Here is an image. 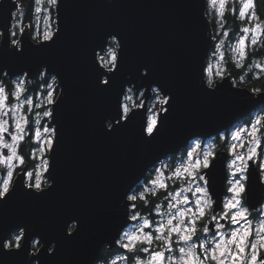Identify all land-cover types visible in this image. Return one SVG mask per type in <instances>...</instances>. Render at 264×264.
Masks as SVG:
<instances>
[{"label":"water","instance_id":"95a60500","mask_svg":"<svg viewBox=\"0 0 264 264\" xmlns=\"http://www.w3.org/2000/svg\"><path fill=\"white\" fill-rule=\"evenodd\" d=\"M28 1L0 0V29L5 24L8 29L5 43L7 31L12 38L15 10ZM206 11L207 0H61L60 9H54L60 32L51 47L32 48L39 45L25 25L18 36L27 42L24 56L0 51V66L14 72L29 70L28 78L46 66L49 73L60 77L64 89L54 113L60 133L51 169L54 187L40 195L18 187L7 203L0 202V235L27 225L33 234L42 237V242H57L55 255L47 254V245L41 251V264H91L97 246L120 226L124 230L131 223L120 201L145 168L161 156L174 153L193 136L212 138L231 129L259 107L258 103L264 101V89L254 91L237 85L228 73L215 80L218 88L214 93L200 83L201 58L204 56L201 71L205 76L213 46ZM110 33L122 38L123 65L114 87L105 91L98 86L93 55L102 68V51L97 46ZM142 68L148 69L147 78L141 76ZM126 77H131L132 82L140 79L149 87L133 88L135 93L142 90L141 104L145 108L139 111L144 112L145 123L152 84L174 96L168 113H157V117L163 115V131L154 139H145L146 133L135 123L115 132L104 126L117 93L129 82ZM255 97H261V101ZM121 101L124 103L123 96ZM5 139L10 141L6 133ZM2 150L7 154V148ZM47 156L51 164V148ZM227 156L226 150L217 149L201 169L208 173L213 212L223 206ZM25 170L23 166L12 184L26 182ZM255 171L261 169L249 159L245 175L250 177L249 203L253 206L264 192ZM70 219L80 221L79 232L71 237L64 231ZM208 228L210 232L214 230L213 220L208 222ZM26 255L11 254L7 264H26ZM260 259L264 264V252Z\"/></svg>","mask_w":264,"mask_h":264},{"label":"clouds","instance_id":"9594fccd","mask_svg":"<svg viewBox=\"0 0 264 264\" xmlns=\"http://www.w3.org/2000/svg\"><path fill=\"white\" fill-rule=\"evenodd\" d=\"M47 3L52 9H57L55 3H50L48 0ZM109 3H111V0H109ZM57 15L59 16V11ZM53 24L56 25L55 30L51 28L49 30L55 33L57 29H60V24L56 20H53ZM5 27L7 28V26H4L3 29H0V48L4 46L3 34L5 32ZM105 40V46L111 44L114 46L117 54L120 53L117 37L107 36ZM36 43L39 45L38 40ZM221 44H223V41H221ZM7 48L8 51L15 49L19 52L23 50V44L19 39L13 40L9 37ZM242 57L243 56H241V58ZM203 60L204 56L201 58L199 72L200 83L206 91L214 93L218 85L213 78L204 76L201 71ZM237 66H240V64L238 63ZM106 70H109L107 66ZM110 70H115L114 66ZM29 72V70L14 72L9 67L0 66V147L7 148L12 152L18 138L23 139L28 136V131H26L25 128L29 121L20 114V109L24 105L28 106L29 111L32 109L33 100L31 95H24V93L27 91L28 87L35 84L36 73H32V78H28ZM140 72L141 76L147 75L146 68H142ZM46 77L48 78V82L46 83V88L48 89L47 94L44 96L43 100L36 105L37 108L43 107L44 110L35 113L34 126L36 134L39 133L38 138L42 140L50 138L53 142L55 141V146L58 147L60 135L58 132L59 121L56 119L54 113L59 107L64 89L60 77L54 72L49 73L48 68L42 66L39 72V79L45 81ZM26 78H28L27 81ZM5 79L14 85L11 94L15 96L18 103L12 106H8L5 103L8 95V92H6L7 84H5ZM125 79L129 82L123 85L124 91L131 92L133 88L138 89V85L141 84L139 80L132 82L131 77H126ZM241 80H243V77H241ZM57 88H59V92H57L54 97L55 102L50 103L49 97L53 92H56ZM150 91L156 94L157 99L160 101L165 99L163 94L159 92V86L157 84H152L150 86ZM22 95H24V98H21ZM254 99L256 101H261V97H255ZM48 105H51V107ZM159 105L158 112L161 113L163 108L161 104ZM258 106L260 109H264V101L259 102ZM151 115L156 114L153 113ZM45 118H47V122L41 130L40 125ZM9 120L13 121L12 127L15 129V134L9 131ZM48 125H51V127ZM110 127V122L105 121V128L110 129ZM45 129L48 131H45ZM162 131L163 127L161 124L156 134L158 135L159 132ZM5 133L11 138L10 141L5 139ZM220 135L221 138H223V133H220ZM149 138L154 139L155 137L146 133L145 139ZM210 139V137L205 136H193L177 151L161 156L154 164L144 169L143 174L126 190L123 194V199L120 201V208L124 210L125 217L131 220L139 218L141 223L134 231H124L120 226L110 238L97 246L91 264H209L210 258L216 260V264H225L226 261L227 264H232L230 254L234 250L231 246L235 244L237 249H239V247H246L245 239L249 233L245 231V229L253 224V220H247L240 228L228 233V239L224 238V233H218L220 236L219 243L216 242L215 235H209V228L206 223L202 227H198L194 223L195 220H199L204 215L205 210L212 208L214 200L210 195L209 180L207 178L208 173L207 171L201 172V168L205 167V165L201 164L197 167L191 159L192 152L188 150L191 148L195 151L201 142L207 143ZM49 147L51 148V145ZM210 154V152L204 153L203 159L205 162L208 161ZM197 155H199V153H197ZM54 156L55 151H51L52 167L54 166ZM45 161L46 160L41 162L42 165H44ZM173 168L174 170H172ZM8 171L11 170L9 169ZM166 171L170 172L167 179L172 183L179 181L180 188L177 191H169L167 196L164 197L165 200L169 198L171 200L164 211H161L162 206L159 203L156 204L154 210L162 217V222L158 227L154 228L155 235H153L152 232L144 231L145 228L151 227L150 219L144 218L138 212H133L132 209H135L137 204H130L129 201H140L143 202L144 205H148L150 200L145 197L148 194H151L152 197H156L157 193L165 188L164 173ZM255 175L259 186L264 187V171H255ZM38 183H43V187L36 188L35 185ZM229 183H231V181H229ZM235 183L239 186L240 195L232 197L237 207V212L233 215L232 220L235 222L234 217H243L245 214L253 216L256 223L259 224L260 231L256 232L258 239L253 242L252 247H257V244L264 245V236L260 235V232L264 231V192L261 193L262 198L253 206V204L249 203L251 187L250 177L242 173ZM246 185L247 190H245ZM53 187L54 180L52 179V172L48 173V177L43 180L41 175L37 173L35 175L34 185L26 182L19 185V188H22L25 192H29L31 188V193L35 195L45 193ZM10 190L12 191V195L9 199H11L18 190L17 185H11ZM188 194H191L192 197L191 206H188L190 203ZM0 200H3L2 196H0ZM193 208H195V211H193ZM241 213H243V216L240 215ZM208 215L212 220L216 219L211 211L208 212ZM186 219L188 221L187 224L185 223ZM218 227L223 226L218 225ZM79 230L80 221L78 219H70L67 221L64 229L65 234L69 237L77 234ZM26 231L29 234L27 237L25 236ZM237 233H241L242 235H234ZM6 237V239L2 240V252L11 253L13 256H24L26 252V264H41L40 254L41 251L45 249L46 245L47 254L49 256L56 254L57 242L55 240L51 242L45 240L42 242V237L38 234H33L27 225L8 231ZM133 243H137L138 246L133 248ZM141 244L147 245L148 247H140L139 245ZM123 249H126L127 252L121 251ZM214 252L216 253L215 258L210 255ZM201 257H203V259H201ZM221 257H223V259H221ZM9 258L10 256L0 255V264H7ZM249 262H252L251 253L249 257L244 259V264H249Z\"/></svg>","mask_w":264,"mask_h":264},{"label":"rangeland","instance_id":"374dc122","mask_svg":"<svg viewBox=\"0 0 264 264\" xmlns=\"http://www.w3.org/2000/svg\"><path fill=\"white\" fill-rule=\"evenodd\" d=\"M224 1H226V0H224ZM207 2L210 3L211 6L214 7V5H216V3H217V0H216L215 4H213L212 0H207ZM218 2H219V6H221L220 0H218ZM240 2H241V6L243 8V5L245 3H248V0H240ZM27 4H28V2H26V3L22 2L21 7L17 8L15 10V12L16 11L23 12L25 10ZM37 7H39L41 9V11L39 13L36 12ZM15 12H14V19L12 22V33L15 32L16 38H14V39H18V36L21 33L20 29L25 28V23L22 21V19H20L21 16L19 17V19H18V17L16 18ZM34 16H35V22H34L35 23V30H34V36L35 37L38 38L37 33H39L40 36H42L43 32L45 30H48L49 28H51L52 30L55 29V24H53V20H55V15H54V12L51 11V7L47 3V0H41L40 4L36 3ZM253 17L254 16L250 17V18H252L253 24H250V23L245 24L242 31L237 35L235 40L234 39L227 40V39H225V37H223L216 47L214 45L215 49H211V53L209 54V57L207 60L205 77H211L215 81L216 79H218L219 77H221L222 75L225 74V66H224L222 58H223V53L227 52V50H229L232 57H235L238 61L243 60L246 57L249 44H251L253 42V40H255V42H256L261 35L260 29L257 28L258 23L254 22ZM26 26H28V25L26 24ZM245 28L249 29V31L245 32L244 31ZM241 40L244 41L243 50L245 53V55L242 58H241L240 52L238 50L240 47V41ZM221 41H223V44H221ZM108 47H110V45H108ZM107 48L105 49V51L102 52V55L101 54L99 55V59L101 56H105V58H107V51H106ZM101 62L103 63V61H101ZM248 63H250L248 66L249 70H252L255 72H261L263 69V64H262V61L260 58L259 59L255 58L252 61H248ZM26 81H27V78H26ZM13 88H14V85H13ZM13 88L11 90H8L6 88V92H8V95L6 97L5 103L8 106H12V105H15L18 103L15 96H13L11 94ZM47 91H48V89L46 88V91L44 93H42L41 91H39L36 94L31 93V92L24 93V95H31V98L33 100L32 109H31V111H29V108L27 105H24L20 109V114L23 115L29 121V123L31 122L33 124L32 135H33V140L36 142V146H35L34 151H33V155L36 158L35 166L30 168V167H28V165L25 162L23 164H21L20 161L15 159L14 157H13V159L10 160L9 156H12V151L7 149V154H4L3 150H2L3 148L0 147V166L4 168V172L2 174H0V181H3L4 179L8 178L7 172L10 169L13 173V176L11 178V182H12L15 175L21 171V169L15 170V168L18 166H22V167L25 166V168H26L25 180L27 183H31L34 185L35 175L37 173L41 175L42 180L47 178L45 176L46 171L44 170V165H42L41 162L44 160H48L47 154H48V150L50 147L46 148L45 147V140H42L36 136L35 126H34L35 113L41 112L44 110L43 107L37 108L36 105L41 100H43L44 96L47 94ZM55 93L56 92H53V96L55 95ZM141 93H142V90H140L138 93H135L133 89L131 92L126 91L127 95L132 96V100L131 101H123V102L128 103L130 106L136 104L137 101H139L141 103L142 102V98H141L142 94ZM24 95H22L21 98H24ZM48 106L51 107V105H48ZM159 107H160V105L158 104L157 95L153 93L151 95V97L149 98V102H148V108H149L148 116H150L153 113H155L157 115ZM9 115H10V113H9ZM257 119H259L261 121L259 124L256 123ZM46 122H47V118H45V120L41 122V125H40L41 130L43 129ZM29 123H28L27 127L25 128V130L28 131V133H29ZM12 124H13V121L9 120V131H11L15 134V129L12 127ZM48 126L51 127V125H48ZM225 137L227 139L228 148H229L231 155H232L230 163L233 165V168H234V169H232V176H231L230 185H231V187H233L234 189L237 190V192L234 193L233 196H238V195H240L239 186L235 183V181L240 178V176L243 172L242 173L241 172L236 173V171H240V169L242 168L243 162H245L249 158H253L256 156L259 159L261 170L264 171V114L260 111L254 112L252 114V116L249 117V120L244 119L243 121L234 125L231 129L227 130L225 133ZM10 140H11V138H10ZM20 140L21 139L18 138V140L15 143V149H16L17 155H20L19 151H18V144H19ZM214 142H215L214 138L212 137L207 143L201 142L199 147L196 148L195 151H193L191 148L188 150V151L192 152L191 159L193 160L194 164L197 167H199L201 164H204L205 166H207L210 159L212 158V156L215 153L214 146H213ZM37 150H39V151H37ZM205 152L211 153L208 157L207 162H205L203 159ZM197 153H199V155H197ZM185 155H187V154H185ZM172 170H174V168ZM28 172L33 173V176L30 180L27 176ZM169 175H170L169 171H166L164 173L165 188L162 190L164 191L165 194H163V197L157 202L162 206L161 211H164L167 207V204L169 202H171L170 198L167 200L164 199V197L167 196V193L169 191H177L180 188L179 181H177L176 183H172L171 181H169L167 179V177ZM42 186H43V183H42ZM188 195H189V200H190V203L188 206H191L192 197H191V194H188ZM229 204L234 205V207H232V206L226 207V205H229ZM235 204H236V202L232 200L231 196H229L226 200L225 205L222 207V208L226 209V214H223V215H225V216L227 215V217H229L231 227H229V229L227 230L225 226H223L222 224L219 223V225H222L223 227H219L218 231L215 234V238H216L217 243H219V240H220V236L218 235V233H224L225 234L224 238L228 239L229 238L228 233L240 228L241 225H244L247 220H253L252 218H250L249 215L245 214L243 217L237 216L235 218V222H233L232 217L237 212V207L235 206ZM155 207H156V205H155ZM155 207H154V209H155ZM154 209L150 213H147V212L143 213L140 210L137 211V210L132 209L133 212H138L144 218L150 219L151 227L145 228L144 231L152 232L153 235H155L154 228L158 227L159 224L162 222V217L160 215H158ZM193 211H195V208H193ZM206 212H208V210H205L204 214ZM152 213H153V216H151ZM154 214H155V216H154ZM140 223H141V221L139 220V218L136 220H131V223L124 229V231H134ZM185 223L186 224L188 223L187 219L185 220ZM245 231H248L249 234L245 239L246 247L244 248V252L241 253L239 251V249L236 248L235 244H233L231 246V248L234 250L230 254V259L232 260V264H244V259L249 257L250 253H251V255H253V254L256 255V257H257L256 264H262V261L259 260V256H260V252L264 251V245L257 244V247H255V248L252 247L253 242L257 241V239H258V237L256 236V232L260 231L259 224L256 223L255 220H253V224L249 228H246ZM237 235L240 236L242 234L237 233ZM260 235L264 236V231H261ZM137 246H138L137 243H133V245H132L133 248H136ZM139 246L140 247H148L147 245H143V244H141ZM210 255L213 256V253ZM215 255H216V253H215ZM201 259H203V257H201ZM221 259H223V257H221ZM209 264H216V260L210 258ZM225 264H227V261L225 262ZM249 264H252V262H249Z\"/></svg>","mask_w":264,"mask_h":264},{"label":"snow or ice","instance_id":"6c2138e0","mask_svg":"<svg viewBox=\"0 0 264 264\" xmlns=\"http://www.w3.org/2000/svg\"><path fill=\"white\" fill-rule=\"evenodd\" d=\"M48 2L50 3H55L57 5V9H60L61 6V0H48ZM213 4L216 3V0H212ZM37 4L41 3V0H36ZM221 3V7H224V0H220ZM252 6L251 4V0H248V3H245L243 5V8L241 9V13L240 15L243 16L244 15V8H250ZM41 9L39 7L36 8V12H40ZM6 26V24L4 25ZM257 28H259V25H257ZM5 29L7 30V28L5 27ZM50 29V28H49ZM45 30L42 34V36H40L39 33H37L38 36V41H39V46L38 47H31L35 48V49H43V48H47V47H51V45L53 43H55L54 37H57L59 35L60 29H57V31L54 33L51 30ZM21 32H23V28L20 29ZM245 32H248L249 29L245 28L244 29ZM13 37L16 35V33H12L11 34ZM109 37H117L118 38V43L120 46V53L117 54V52L115 51L114 46H110L107 48V58H105V56H101L100 60L103 61V65L102 68L97 66V62H96V57L95 55H93V62H94V71L96 73V77H97V81H98V86L101 87L103 90L105 91H109L111 90L118 77H119V73L120 70L122 69V65H123V57H122V52H123V41L122 38L119 36L118 33H110L108 35ZM8 31H7V43H5V32L3 34V39H4V46L3 48H0V51H3L5 53H11L13 56H18V57H23L25 54V44H27L26 41H21V43L23 44V50L17 52L15 49L13 51H8L7 48V44H8ZM14 40V38H13ZM105 43L106 40L103 41L101 44H99L97 46V48H99L102 52L105 51ZM253 43H255V40H253ZM29 45V44H28ZM244 41L241 40L240 41V47H239V52L241 56H244ZM95 52V50H94ZM107 66V71H104L102 69H106ZM114 66L115 70H110L112 69ZM147 69V68H146ZM40 72V71H39ZM38 72V73H39ZM149 75L148 69H147V75L142 76L143 78H147ZM139 81H141L140 79H138ZM138 87H144V85L141 83ZM254 91H259V89H254ZM159 92L163 94V96L165 97V99L163 101H160L158 99V104L162 105V112L163 114L168 113L169 108H171L174 104V96L172 93L168 92L167 90L161 88L159 86ZM121 96H123L124 101H131L132 100V96L131 95H127L124 92V88L123 86L121 87L120 91L117 93L116 95V100L114 103V107L112 110L111 115L105 120V121H109L110 122V129H107L109 132H115L118 131L120 128L123 127H127L130 124H138L142 130V132L145 134H150L152 136H154L156 134V132L158 131V128L161 125V121H162V116L160 115L159 117H157V115H150L147 118V123H145L144 120V112L143 111H139V109L141 108H145V105L141 104L139 101H137L136 104L134 105H129L128 103H122L121 101ZM262 98H264V96H262ZM49 102L50 103H54V96L53 94L49 97ZM169 106V107H165V106ZM136 109V110H133ZM158 119H159V125H158ZM105 121H104V126H105ZM261 121L259 119H257L256 123L259 124ZM45 131H48L47 129H45ZM37 137H39V133L36 134ZM51 145V151H55V145L53 144L52 139H47L45 140V147L48 148ZM13 157L17 160L20 161L21 164H23L24 158L23 156L17 155L16 154V149H13L12 152V156L9 157V159H13ZM52 169V162L51 164H49V161H45L44 163V170L48 171V173L51 172ZM13 176L12 171H8L7 173V179H4L3 181H0V196L3 197V200H0V202L2 203H7V201L9 200V197L12 195V191L10 190V186L13 185L11 182V178ZM27 176L29 178V180L32 178L33 173L32 172H28ZM23 180L21 181V184H23ZM19 186H17L18 188ZM36 188H40L42 187V184H36L35 185ZM242 191V189H241ZM30 192H31V188H30ZM43 194V193H41ZM238 194V193H237ZM232 206L234 207V205H226V207ZM241 216H243V213L240 214ZM236 217H234L235 219ZM29 234L27 233V231L25 232V236L27 237ZM237 235V234H234ZM6 234L4 235H0V255L2 256H10L11 253H3L2 252V240L6 239ZM255 248V247H254ZM239 251L241 253L244 252V247H239ZM213 257L215 258V252L213 253ZM256 260L257 257L255 254L252 255V264H256Z\"/></svg>","mask_w":264,"mask_h":264},{"label":"flooded vegetation","instance_id":"af4514ba","mask_svg":"<svg viewBox=\"0 0 264 264\" xmlns=\"http://www.w3.org/2000/svg\"><path fill=\"white\" fill-rule=\"evenodd\" d=\"M251 4H252V6L250 8L244 9V15L241 16L240 13H241L242 6H241L240 0H226V1H224V7L223 8L221 6H219L218 0H217L216 5H214V7L211 6V4L207 2V10L209 11L210 16H211V21H210L211 23L210 24H211L212 36H213V46L211 49H215L214 45L216 47L223 37H225V39H227V40H229V39L235 40L237 35L242 31L245 24H249V23L253 24L252 18H250L251 16H254L253 17L254 22H257L259 25L261 35L255 43L252 42L251 44H249L247 51L251 48H256L259 51V55L257 57L251 58L249 61H252L255 58L256 59L260 58L262 61V64H263V69L261 72H255V71L249 70L248 66L250 63H247L246 67L244 69H242L243 72H242L241 76H245L244 74H248L250 71L253 73H260V74L264 73V0H251ZM228 21H230L232 23L229 24ZM210 53H211V51H210ZM224 66H225V74H227V73L230 74L232 80L234 79L233 82L235 84H237V80L241 81L240 78L236 79V77L233 76V74H232L233 66H230V65H224ZM221 77H219L218 79H220ZM218 79H216V80H218ZM262 89H264V88H262ZM259 90H261V89H259ZM151 95H150V97H151ZM148 102H149V100H148ZM258 111H260L264 114V109H260L258 107L254 112H258ZM254 112H252L250 115H248L245 119L251 117ZM226 131L222 132L223 138H221L220 134L213 137L214 141H215L214 145H213L214 150L216 151L217 149H224L228 153L227 162H226V169H227V176H226V181H225L226 190H225L224 196H226L228 186L230 185L229 181L231 180L232 169H234L233 165L230 163L232 155H231V152L228 148L227 139L225 137ZM223 141H224V143H223ZM249 159H253L255 161V163L257 164V166L260 168V162H259L258 157L255 156V157L249 158ZM248 160H246L245 162L242 163V168L240 169V171H236V173H238V172L242 173L243 172L245 174ZM223 206H224V201H223ZM137 211H139V210H137ZM209 211H211L212 215L216 217V219L213 220L214 230L212 232L209 231V235H215L216 234V232L219 229V227H218L219 223L222 224L223 226H225L227 230L229 229V227H231L229 217H227V215L226 216L223 215V214H226L225 208H221L219 211H216V212H213V210L211 208L210 210H208V212ZM208 212H206L199 220H195L194 223L198 227L204 226L205 223L208 226V222L210 220H212L209 217ZM154 216H155V214H154ZM263 252L264 251H261L260 255ZM141 255H144V254H141ZM145 255H147V254H145ZM259 260H261L263 262V259H260V256H259Z\"/></svg>","mask_w":264,"mask_h":264},{"label":"trees","instance_id":"16d2710c","mask_svg":"<svg viewBox=\"0 0 264 264\" xmlns=\"http://www.w3.org/2000/svg\"><path fill=\"white\" fill-rule=\"evenodd\" d=\"M35 6H36V0H29L28 4L25 8V10L23 12H19L16 11V18L20 17V19H22V21L25 23V25L27 24L31 33V36L33 38V40H37L38 38L34 36V30H35V16H34V12H35ZM51 11L54 12V9L51 8ZM207 16L209 18V21H211V16L209 11L207 10ZM211 23V22H210ZM229 24H231L232 22L228 21ZM12 38H16V35ZM110 46H112L111 44H108ZM102 55V52L99 53V55ZM259 55V51L256 48H251L247 51V55L244 58V60L238 61L235 57H232L231 53L229 50H227V52L223 53V63L224 65H230L233 66V71L232 74L234 77L240 78L243 77V80L239 81L237 80V84L238 85H242V86H247L251 89H262L264 88V73L260 74V73H253V72H249L248 74H244L245 76H241L242 75V69H244L246 67V64L248 63V61L253 58V57H257ZM238 63L240 64V66H237ZM35 84L28 87L27 92H31V93H38L39 91H41L42 93H44L46 91V83L48 82V78L46 77L45 81H41L39 79V74L36 75L35 77ZM5 84H7V89L11 90L13 88V84L8 81L7 79H5ZM43 85V87H42ZM57 92H59V88H57L56 93L54 95V97L56 96ZM153 94V93H152ZM246 120H249V118H247ZM32 127L33 124L30 122L29 123V133L28 136H26L25 138L21 139L19 144H18V151L19 154L21 156H23L25 163L28 165V167L32 168L35 166L36 164V158L33 155V151L34 148L36 146V142L33 140V135H32ZM224 143V141H223ZM22 166H18L15 168V170H19L21 169ZM4 172V168L0 166V174H2ZM164 191L161 190L157 193L156 197H152L151 194H148L145 198L150 200V203L148 205H144L143 202L140 201H133V204H137V207L133 210H140L143 213H150L153 211L156 203L163 197ZM151 216H153V213L151 214ZM250 218H252L253 220L254 217L250 216ZM121 251L127 252L126 249H123Z\"/></svg>","mask_w":264,"mask_h":264},{"label":"built area","instance_id":"2783aa9c","mask_svg":"<svg viewBox=\"0 0 264 264\" xmlns=\"http://www.w3.org/2000/svg\"><path fill=\"white\" fill-rule=\"evenodd\" d=\"M230 181H231V180H230ZM236 192H237V190L234 189L233 187H231V185L228 186V190H227L226 196H224V199H223V201H224V205H225V203H226L227 198H228L229 196L233 197V194L236 193Z\"/></svg>","mask_w":264,"mask_h":264}]
</instances>
